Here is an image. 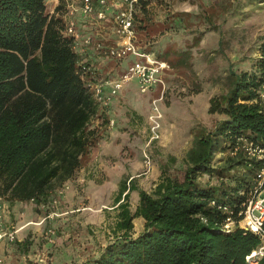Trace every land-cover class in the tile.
Here are the masks:
<instances>
[{
	"label": "trees",
	"instance_id": "trees-1",
	"mask_svg": "<svg viewBox=\"0 0 264 264\" xmlns=\"http://www.w3.org/2000/svg\"><path fill=\"white\" fill-rule=\"evenodd\" d=\"M64 6L60 0L49 13L46 0H0V196L11 201L48 196L75 174L95 139L88 123L97 105L81 77L73 38L63 33ZM258 50L251 70H232L228 90L210 97L208 112L222 118L194 138L180 175L161 177L151 192L138 189L134 211L128 193L135 184L120 181L114 238L82 264H249L246 256L262 245L259 236L240 227L223 230L226 214L210 202L238 210L260 165L249 167L242 152L227 154L241 133L264 142L258 96L264 41ZM217 154L224 155L220 166ZM204 173L226 182L203 184L198 176ZM135 217L143 227L134 235ZM254 260L264 264V253Z\"/></svg>",
	"mask_w": 264,
	"mask_h": 264
},
{
	"label": "rangeland",
	"instance_id": "rangeland-1",
	"mask_svg": "<svg viewBox=\"0 0 264 264\" xmlns=\"http://www.w3.org/2000/svg\"><path fill=\"white\" fill-rule=\"evenodd\" d=\"M59 1L46 0L47 12H54ZM63 1L64 13L66 4L76 0ZM145 8L135 16L137 44L168 65L158 74L166 93L157 101L163 114L162 136L146 148L150 168L142 152L149 138L153 98L160 95L161 87L155 82L140 91L137 78L131 76L119 97L114 124L97 111L90 119L88 128L94 130L95 139L70 179L39 201L0 196V228L15 235L0 239V264H82L98 256L114 238L120 181L132 178L135 184L128 193L134 211L138 189L151 192L161 177L180 175L194 138L212 130L222 118L208 112L210 97L225 93L231 71L251 70L260 54L264 0H153ZM106 13V23L118 40L112 22L115 7ZM76 20L80 30L78 15ZM134 60L131 54L123 59L125 72ZM223 156L215 155V166H220ZM207 175L200 174L198 180L210 186L226 182L221 183L218 174ZM133 225L135 235L143 219L135 217ZM25 238L28 246L20 243Z\"/></svg>",
	"mask_w": 264,
	"mask_h": 264
},
{
	"label": "built area",
	"instance_id": "built-area-1",
	"mask_svg": "<svg viewBox=\"0 0 264 264\" xmlns=\"http://www.w3.org/2000/svg\"><path fill=\"white\" fill-rule=\"evenodd\" d=\"M153 0H76L68 2L62 14L64 28L63 33L73 38V48L79 55L78 66L81 77L88 86L89 91L97 107L105 108L109 106L114 98L123 88L130 77L137 78V86L140 91L151 88L155 82L160 84V95L153 98V112L149 114V138L145 144V151L142 152L143 162L147 168L151 166V157L146 148H150L153 140H159L162 136L161 119L162 112L157 106V101H162L166 93V84L163 76H159L160 71L168 66L167 63L158 58L154 53L143 49L136 42V32L134 29L135 16L142 11ZM110 7H115L112 17L114 32L118 36L117 43L111 46H104L103 43L95 38L92 33L83 34L77 27L76 16L89 20L92 24H103L107 22L106 11ZM93 45L96 50L103 55L112 58L122 59L131 54L135 60L129 65L126 72L119 78L107 79L99 82L96 79L95 68L84 60L83 55L87 46ZM106 83V84H105ZM108 86L109 90H105ZM259 98L264 100V82L259 88ZM110 125L114 124V119L109 118ZM238 152L244 153L248 158V166L253 167L254 162H259V167L254 171L246 193V199L241 203L240 208H235L230 204L212 199L210 204L216 206L226 214L222 228L231 231L236 227L244 228L257 234L262 245L246 256L249 264H254V258L264 253V142L256 141L247 134H239L234 143L227 150V154L234 155ZM209 176V175H207ZM219 181H225L222 175L217 177ZM244 191H240L243 193ZM54 213V212H53ZM51 215V214H50ZM7 237L14 239V231H3L0 228V239Z\"/></svg>",
	"mask_w": 264,
	"mask_h": 264
},
{
	"label": "crops",
	"instance_id": "crops-1",
	"mask_svg": "<svg viewBox=\"0 0 264 264\" xmlns=\"http://www.w3.org/2000/svg\"><path fill=\"white\" fill-rule=\"evenodd\" d=\"M54 1L56 2L57 0H54ZM77 15L80 18L79 20L80 27H81L80 30L83 34H86V33L94 34L95 38L100 40L104 46H111L117 43L116 37L110 31V27H111L110 23L92 24L89 22V20L82 18L79 12L77 13ZM136 42H137V39H136ZM83 58L85 61L93 65V67L95 68L96 79L99 82H104L107 79L119 78L125 73V70L122 67V63H123V59L127 58V56H124V58L122 59L107 58L101 52L96 50V48L93 45H91V46H87L86 52L84 53ZM110 61L113 64L111 66H108V63ZM127 82L124 84L121 91L118 93V95L114 98L113 102L109 106L105 108L97 107V112L100 115H102L103 117L106 116L108 119L109 118L114 119V116L117 115V112L120 110V108L118 107V102L120 100L119 97H121L124 87L128 86ZM105 90L106 91L109 90L108 86H106ZM63 196H66V195H63Z\"/></svg>",
	"mask_w": 264,
	"mask_h": 264
}]
</instances>
